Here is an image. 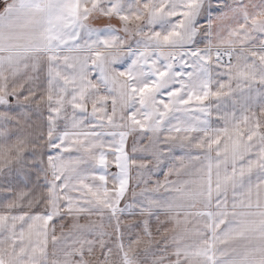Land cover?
I'll list each match as a JSON object with an SVG mask.
<instances>
[{
	"label": "snow or ice",
	"instance_id": "obj_1",
	"mask_svg": "<svg viewBox=\"0 0 264 264\" xmlns=\"http://www.w3.org/2000/svg\"><path fill=\"white\" fill-rule=\"evenodd\" d=\"M0 264H264V0H0Z\"/></svg>",
	"mask_w": 264,
	"mask_h": 264
}]
</instances>
